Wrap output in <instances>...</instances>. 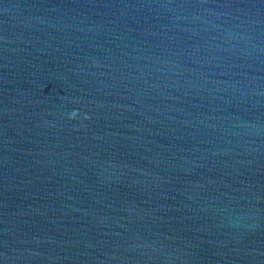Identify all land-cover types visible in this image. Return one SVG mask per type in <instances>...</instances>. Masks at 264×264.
<instances>
[{
	"label": "water",
	"instance_id": "obj_1",
	"mask_svg": "<svg viewBox=\"0 0 264 264\" xmlns=\"http://www.w3.org/2000/svg\"><path fill=\"white\" fill-rule=\"evenodd\" d=\"M0 264H264V0H0Z\"/></svg>",
	"mask_w": 264,
	"mask_h": 264
}]
</instances>
